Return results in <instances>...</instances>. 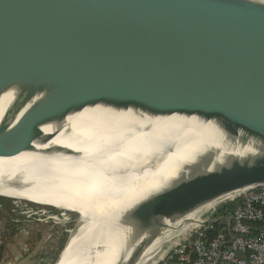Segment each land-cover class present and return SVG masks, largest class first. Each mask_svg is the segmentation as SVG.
Instances as JSON below:
<instances>
[{"label": "water", "instance_id": "95a60500", "mask_svg": "<svg viewBox=\"0 0 264 264\" xmlns=\"http://www.w3.org/2000/svg\"><path fill=\"white\" fill-rule=\"evenodd\" d=\"M2 96L0 132L40 136L100 107L134 114L120 120L125 131L141 116L195 117L252 147L177 188L112 201V216L95 215L66 263L88 259L99 232H126L124 245L137 246L125 264H145L184 225L264 185V0H0Z\"/></svg>", "mask_w": 264, "mask_h": 264}, {"label": "bare ground", "instance_id": "6f19581e", "mask_svg": "<svg viewBox=\"0 0 264 264\" xmlns=\"http://www.w3.org/2000/svg\"><path fill=\"white\" fill-rule=\"evenodd\" d=\"M9 101V96L0 97V119ZM135 117L129 111L95 107L58 124L42 126L40 136L0 132V180L29 179L91 187L110 201L103 216L107 218L117 208L115 200L131 199L126 205H132L177 188L191 175L211 171L229 156H242L252 148L225 141L212 123L195 117L141 116L136 122L143 120V126L129 131L119 125L120 120ZM155 124L170 130L156 129ZM197 222L196 218L160 243L144 263L157 264L181 232L190 231ZM116 233L108 237L107 232H99L100 240L88 251V259L86 256L78 264L127 263L137 244L126 247V232ZM69 254L59 264H66Z\"/></svg>", "mask_w": 264, "mask_h": 264}, {"label": "rangeland", "instance_id": "374dc122", "mask_svg": "<svg viewBox=\"0 0 264 264\" xmlns=\"http://www.w3.org/2000/svg\"><path fill=\"white\" fill-rule=\"evenodd\" d=\"M0 195L16 199H6L0 204V230L4 232L5 225H12L16 231L12 236L10 228L4 232L0 260L14 258L22 253L23 247L29 250L16 264H52L60 251L57 252L58 247L62 248L66 240L67 247L62 257L71 254L72 246L82 234L97 227L95 215L103 217L110 203L104 194L91 187L40 180H32L25 185L0 180ZM67 209L77 210L78 216L64 212ZM35 211L38 212L33 214ZM23 228L29 231L26 237L19 232Z\"/></svg>", "mask_w": 264, "mask_h": 264}, {"label": "built area", "instance_id": "2783aa9c", "mask_svg": "<svg viewBox=\"0 0 264 264\" xmlns=\"http://www.w3.org/2000/svg\"><path fill=\"white\" fill-rule=\"evenodd\" d=\"M235 201L231 218L224 220L217 234L210 237L205 232L214 224V211L206 213L166 250L157 264H264V185L243 193ZM19 232L26 237L29 231L23 228ZM3 234L0 230V248ZM21 251L0 264H16L29 252L25 247Z\"/></svg>", "mask_w": 264, "mask_h": 264}, {"label": "trees", "instance_id": "16d2710c", "mask_svg": "<svg viewBox=\"0 0 264 264\" xmlns=\"http://www.w3.org/2000/svg\"><path fill=\"white\" fill-rule=\"evenodd\" d=\"M9 181H12L13 183L14 182L15 183L18 182L19 184L25 185V184H28L29 182H31L32 180H29V179H14V180H9ZM5 201H6L5 198H0V204H2ZM236 206H237V201H234V202H228V203L223 204V205L219 206L218 208H216V210L212 213V219L214 221V224L212 225V229L205 231V232H207L208 236L212 237V236H214L215 234H217L219 232V230L224 225V220L227 219V218H231ZM11 226L12 225H5L4 228H5V231L10 228L9 230H11V232H12L11 236H12V235L15 234L16 231ZM60 240H61V238L58 241H60ZM0 249H1L0 250V259H1V251L3 250V247L0 248ZM59 250H61L60 246L58 247L57 252ZM55 257H56V255L54 256V258ZM54 258H53V260H54Z\"/></svg>", "mask_w": 264, "mask_h": 264}, {"label": "crops", "instance_id": "0c3cea01", "mask_svg": "<svg viewBox=\"0 0 264 264\" xmlns=\"http://www.w3.org/2000/svg\"><path fill=\"white\" fill-rule=\"evenodd\" d=\"M26 256V255H25Z\"/></svg>", "mask_w": 264, "mask_h": 264}]
</instances>
